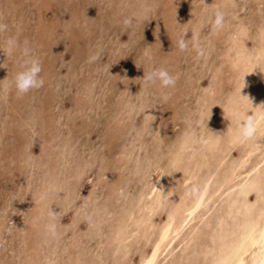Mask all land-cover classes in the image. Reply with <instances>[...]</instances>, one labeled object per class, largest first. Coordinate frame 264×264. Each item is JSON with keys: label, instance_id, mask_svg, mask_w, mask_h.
Instances as JSON below:
<instances>
[{"label": "rangeland", "instance_id": "rangeland-1", "mask_svg": "<svg viewBox=\"0 0 264 264\" xmlns=\"http://www.w3.org/2000/svg\"><path fill=\"white\" fill-rule=\"evenodd\" d=\"M0 23V264H142L175 202L208 177L154 264H225L264 218V0H0ZM30 57L44 85L17 96ZM153 68L175 86L145 83Z\"/></svg>", "mask_w": 264, "mask_h": 264}, {"label": "bare ground", "instance_id": "bare-ground-1", "mask_svg": "<svg viewBox=\"0 0 264 264\" xmlns=\"http://www.w3.org/2000/svg\"><path fill=\"white\" fill-rule=\"evenodd\" d=\"M259 163L260 162H258L256 165H258ZM252 169L253 168L247 170V173L245 174V176H243V179L248 176V174L251 172ZM210 182H211V177H208L207 180L199 189L198 194L195 197H193L190 201L187 202L183 197H181L177 200V202H175L173 209L168 214L164 224L161 226L159 230V235L154 240L152 247L149 250V253L146 254L145 257H143L142 264H154L160 251L162 249H166L167 246L172 242V240L180 233V231L185 226V224L188 223L189 220L192 218L194 212L206 200ZM158 184L159 181L156 180L150 186L147 194L153 195L158 188ZM249 252L250 254L248 255ZM247 255L250 258L248 264H264V218L259 219L253 223H250L247 226V228L243 231L241 236L233 243V246L231 248L230 258L225 262V264H246Z\"/></svg>", "mask_w": 264, "mask_h": 264}, {"label": "clouds", "instance_id": "clouds-1", "mask_svg": "<svg viewBox=\"0 0 264 264\" xmlns=\"http://www.w3.org/2000/svg\"><path fill=\"white\" fill-rule=\"evenodd\" d=\"M209 8L212 9V14L209 17L211 30L217 32L224 27L225 16L224 12L221 11L213 3L208 4ZM133 23L132 17H125L123 24L129 26ZM6 25L0 23V32L5 31ZM6 49L10 53L13 48L16 47V41L12 38H9L6 42ZM178 49L183 52L188 48V43L183 39V35L177 40ZM193 48L197 51L198 56H202L203 52L193 44ZM0 50L5 51L4 46H0ZM25 54H27V49H25ZM97 59L96 55L90 56L89 60ZM21 69L18 71L13 80L15 92L17 96H24L32 90L39 89L44 85V79L39 75L41 73V61L37 57H30L23 61L21 64ZM261 72H264L260 70ZM143 79L145 83H155L159 81L160 89H167L174 87L176 84V78L168 73L167 70L163 68H153L151 71L144 74ZM162 99L167 100L168 96L166 93H161ZM256 125L251 116H242L239 120L238 136L241 140L247 141L254 138L256 134ZM58 212L49 209L48 215L54 220L58 216ZM44 229L47 233L55 234L56 225L54 223H46Z\"/></svg>", "mask_w": 264, "mask_h": 264}]
</instances>
